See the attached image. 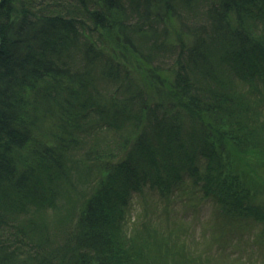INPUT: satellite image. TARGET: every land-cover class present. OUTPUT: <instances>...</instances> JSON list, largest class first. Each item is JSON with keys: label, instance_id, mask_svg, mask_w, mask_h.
Returning <instances> with one entry per match:
<instances>
[{"label": "trees", "instance_id": "16d2710c", "mask_svg": "<svg viewBox=\"0 0 264 264\" xmlns=\"http://www.w3.org/2000/svg\"><path fill=\"white\" fill-rule=\"evenodd\" d=\"M147 188L264 241V0H0V264L209 261Z\"/></svg>", "mask_w": 264, "mask_h": 264}, {"label": "rangeland", "instance_id": "374dc122", "mask_svg": "<svg viewBox=\"0 0 264 264\" xmlns=\"http://www.w3.org/2000/svg\"><path fill=\"white\" fill-rule=\"evenodd\" d=\"M195 6L189 10H181L184 16L176 17V25L182 27L184 23L185 31L187 25L192 26L201 20V7ZM164 198L156 188H147L143 196L140 194L133 196L132 212L144 208L145 204L142 201L144 199L147 200L146 211L149 215L158 216L161 220L166 215L161 211L166 204L171 218L169 225L185 227L186 231L182 232V238H185L193 254L198 253L202 258H209L204 264H236L240 256L245 258L249 256L251 260L260 264L264 262V241L256 239L259 227L254 223L248 221L249 224L245 225L242 219L225 221L210 198H201V192L176 195L173 193V196L167 197L166 202ZM132 217L131 214L130 219ZM60 229V225L50 227L53 235H58ZM233 260L236 262L233 263Z\"/></svg>", "mask_w": 264, "mask_h": 264}]
</instances>
